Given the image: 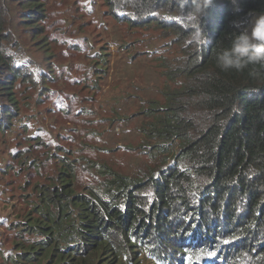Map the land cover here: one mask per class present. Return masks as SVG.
<instances>
[{"label": "trees", "instance_id": "1", "mask_svg": "<svg viewBox=\"0 0 264 264\" xmlns=\"http://www.w3.org/2000/svg\"><path fill=\"white\" fill-rule=\"evenodd\" d=\"M105 3L111 16L159 31L178 49L162 63L169 81L165 102L151 101L145 112L153 119L141 127V147L155 164L131 175L105 162L82 163L93 176L86 180L77 160L59 156L58 182L36 183L33 199L24 195L31 211L20 225L29 242L17 241L11 258L30 264H264V63L237 71L217 62L234 36L264 14V0H212L201 17L205 0ZM48 6L70 21L52 20ZM75 7L78 0H0L1 129L12 126L20 98L31 92L44 101L55 98L60 112L76 98L82 107L92 102L50 88L85 66L73 52L78 61L68 71L66 57L55 50L56 41L72 48L68 36L88 33ZM33 48L46 63L30 55ZM107 62L91 81L96 86Z\"/></svg>", "mask_w": 264, "mask_h": 264}, {"label": "rangeland", "instance_id": "2", "mask_svg": "<svg viewBox=\"0 0 264 264\" xmlns=\"http://www.w3.org/2000/svg\"><path fill=\"white\" fill-rule=\"evenodd\" d=\"M78 7L74 8V15L88 25V33L68 36L66 41L83 53L58 41L55 50L66 57L62 62L68 71L78 61L70 55L73 52L86 67L64 73L50 88L72 92L76 97L90 96L92 102H85L82 107L76 98L69 111L60 112L55 98L44 101L31 92L20 98L19 116L13 119L12 126L0 128V264H30L11 258L17 241L29 242V233L23 236L20 225L31 211L24 195L33 199L36 183L58 182L59 156L77 160L79 175L86 180L93 176L86 173L85 164L105 162L131 175L155 164L141 147L145 139L141 127L153 119L145 112L151 101L165 102L162 91L169 81L162 63L164 58L177 55L178 49L169 45L171 38L161 37L159 31L131 28L126 20L108 14L105 0H78ZM60 10L48 6L51 19L70 21ZM29 53L46 63V56L36 48ZM105 59L106 70L96 86L91 81ZM71 77H79L81 84L69 83ZM41 81L37 84L39 89L43 88ZM77 110L82 112L78 114ZM170 151L169 156L176 148L173 146Z\"/></svg>", "mask_w": 264, "mask_h": 264}, {"label": "clouds", "instance_id": "3", "mask_svg": "<svg viewBox=\"0 0 264 264\" xmlns=\"http://www.w3.org/2000/svg\"><path fill=\"white\" fill-rule=\"evenodd\" d=\"M211 3L212 0H205L203 8L198 9L199 17ZM217 62L223 70L237 71L250 64L264 63V14L251 19L249 25L234 36L230 46L217 54Z\"/></svg>", "mask_w": 264, "mask_h": 264}, {"label": "bare ground", "instance_id": "4", "mask_svg": "<svg viewBox=\"0 0 264 264\" xmlns=\"http://www.w3.org/2000/svg\"><path fill=\"white\" fill-rule=\"evenodd\" d=\"M4 15V13H2Z\"/></svg>", "mask_w": 264, "mask_h": 264}]
</instances>
